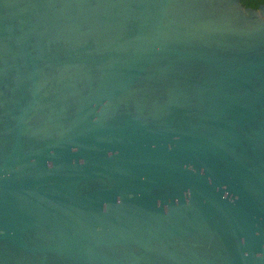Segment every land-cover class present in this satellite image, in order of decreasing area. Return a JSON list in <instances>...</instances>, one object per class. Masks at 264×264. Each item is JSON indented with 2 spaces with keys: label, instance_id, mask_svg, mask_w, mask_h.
Listing matches in <instances>:
<instances>
[{
  "label": "water",
  "instance_id": "obj_1",
  "mask_svg": "<svg viewBox=\"0 0 264 264\" xmlns=\"http://www.w3.org/2000/svg\"><path fill=\"white\" fill-rule=\"evenodd\" d=\"M0 264H264V0H0Z\"/></svg>",
  "mask_w": 264,
  "mask_h": 264
}]
</instances>
